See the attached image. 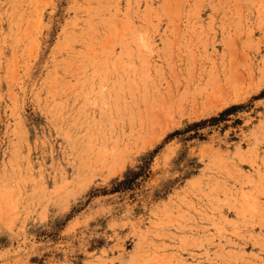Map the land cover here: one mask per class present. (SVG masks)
<instances>
[{
    "label": "rangeland",
    "instance_id": "1",
    "mask_svg": "<svg viewBox=\"0 0 264 264\" xmlns=\"http://www.w3.org/2000/svg\"><path fill=\"white\" fill-rule=\"evenodd\" d=\"M0 264H264V0H0Z\"/></svg>",
    "mask_w": 264,
    "mask_h": 264
},
{
    "label": "bare ground",
    "instance_id": "2",
    "mask_svg": "<svg viewBox=\"0 0 264 264\" xmlns=\"http://www.w3.org/2000/svg\"><path fill=\"white\" fill-rule=\"evenodd\" d=\"M167 97V96H166ZM149 104V103H148ZM146 106V105H145ZM149 107V106H148ZM147 108V107H146ZM154 109V108H153ZM155 111V110H154ZM154 111H153V113H154ZM155 113H156V111H155Z\"/></svg>",
    "mask_w": 264,
    "mask_h": 264
}]
</instances>
